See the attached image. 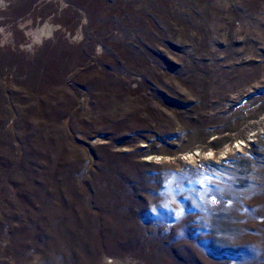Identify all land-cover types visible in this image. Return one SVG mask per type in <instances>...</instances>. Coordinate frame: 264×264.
Listing matches in <instances>:
<instances>
[{
  "label": "rangeland",
  "instance_id": "374dc122",
  "mask_svg": "<svg viewBox=\"0 0 264 264\" xmlns=\"http://www.w3.org/2000/svg\"><path fill=\"white\" fill-rule=\"evenodd\" d=\"M0 264H264V0H0Z\"/></svg>",
  "mask_w": 264,
  "mask_h": 264
}]
</instances>
